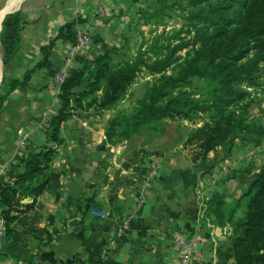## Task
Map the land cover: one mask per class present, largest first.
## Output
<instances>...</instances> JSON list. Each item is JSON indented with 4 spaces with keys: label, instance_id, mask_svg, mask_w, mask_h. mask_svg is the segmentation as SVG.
I'll return each mask as SVG.
<instances>
[{
    "label": "trees",
    "instance_id": "trees-1",
    "mask_svg": "<svg viewBox=\"0 0 264 264\" xmlns=\"http://www.w3.org/2000/svg\"><path fill=\"white\" fill-rule=\"evenodd\" d=\"M198 1L191 0L192 3ZM226 1V5L211 8L203 17L211 20L208 22L213 25H219L215 18H220L221 27L214 32L207 27L198 29L190 49V41L184 40L165 51L159 50L155 44V60L152 62L140 59L115 63L112 55L115 49L109 48L101 35L95 37L94 45L102 44L100 52L95 53L93 59L80 58L79 67L65 79L59 93L60 109L44 127L48 142L57 145L63 142L61 125L74 115L73 104L82 107L83 100L91 96L87 106H93L97 112L116 109L144 67L155 75V81L149 84L144 97L131 112L118 111L108 120L105 132L109 142L129 140L142 129H162L167 120L195 122L199 119L202 124L189 130L185 144H195L204 159L218 146L232 147L239 134L251 133V127L255 128L257 142L264 145V128L246 123L251 101L245 102L249 91L243 85L255 86L261 79L264 0ZM140 12L142 15L146 13ZM200 12L198 9L195 16ZM157 15L159 11L155 10L149 19ZM24 24L20 10L4 18L0 34L4 64L16 55ZM76 37L75 24H64L56 38L41 47L43 58L35 69L45 68L54 75L57 68L50 55L56 40L75 42ZM184 49H187L185 55L178 54ZM253 50L255 54L251 57L249 53ZM32 72L27 71L22 79L4 77L3 83L7 78L9 90H25ZM6 100L7 97L0 100V115L8 107ZM235 106L241 112H237ZM57 155V148L51 145L38 146L27 155H17L8 174L0 176V221L5 224L6 250L15 262L33 264V241L38 242L40 250L41 244L52 242L55 233L59 232L39 225L44 214L43 206L37 201L46 191L53 193L57 201L62 196L61 174L53 166ZM27 197L34 198V201L23 202ZM244 200L246 205L242 216L237 217ZM208 203L215 222L221 226L228 222L233 228L230 241L235 264H264V163L249 180L247 190L239 199L228 203L221 193L215 192ZM148 229L144 218H132L126 233L116 238L114 254L129 240L130 232L136 230L139 237H144ZM106 248V244L96 243L80 264H119Z\"/></svg>",
    "mask_w": 264,
    "mask_h": 264
},
{
    "label": "crops",
    "instance_id": "crops-1",
    "mask_svg": "<svg viewBox=\"0 0 264 264\" xmlns=\"http://www.w3.org/2000/svg\"><path fill=\"white\" fill-rule=\"evenodd\" d=\"M11 1L2 5L1 9ZM95 4V2L92 4L90 0L86 2L24 0L18 9H14L15 11L22 9L25 24L21 32L19 49L9 62L8 68L11 76L19 79L24 78L29 70H34V73L32 72L33 76L31 74L27 88L19 90L17 96L8 101V107L0 115V163L10 159L12 166L16 163L17 155H27L38 146L51 145L58 150L53 166L61 174L63 183L60 200H55L53 193L49 191L37 198L38 203L43 206L44 214L39 225L47 227L50 231L57 229L59 232L55 233L52 242L41 244L40 250L37 248L38 242L33 241L32 248L35 251L33 264H80L81 260L88 257V252L93 245L107 244L112 240L116 220L131 211L134 218H144L149 229L144 237H139L136 230L128 234L129 240L123 243L117 253L113 254L119 264H181L169 234L172 233L173 226L180 228L182 224H184V231L189 234L201 235L206 232V229L197 225L201 217L199 196L201 192L206 191H203L204 183L202 181H172L168 178V181H158L157 189H153L147 195L132 196L131 187L118 181V176L115 181L102 180L101 175L105 172V177L106 171H110L111 166L108 164L113 163L111 160H106L109 155L107 156L105 152V143H108L105 126L99 129L97 126L100 124H91L89 119L81 120V116L73 115L62 123L60 136L63 142L57 145L48 142L42 125V122L43 124L45 122L44 119L37 118L32 113L48 105L54 95V91H48L46 88L42 90L39 86V76L42 75L43 68H36V70L35 66L43 58L41 47L55 39L59 29L67 22H73L76 30L84 25L97 26V20L88 18L92 17L91 13L97 9ZM101 28L102 26L99 25V29ZM66 43L68 42L56 40L52 48L50 59L55 68L63 62V50ZM32 125H36L38 129L22 141L18 129L22 126L32 128ZM119 166L121 172L126 169L122 162H119L116 168ZM182 172L186 177H194L190 175V169ZM214 185L211 187L209 185L207 190L210 188L213 190ZM27 198L31 199L30 202L34 201L32 197ZM90 200H92L91 203L88 202ZM92 205L109 212L110 217L104 221L100 220L91 212ZM172 212L178 216L171 217ZM220 228L222 229L220 226L216 228L214 226L211 229V236H209L210 229L207 231L204 246L195 245L197 258L192 261V264H205L204 256L212 253L211 248L214 247L210 241L211 238H215L220 245L216 247L220 259L218 263L215 261V264H235L229 235L217 237L219 233L216 229ZM0 231L5 232L3 220L0 221ZM209 244H211L210 247ZM205 247L206 249L209 247V251H206ZM0 264H27L15 262L10 257L6 250L4 235L0 248Z\"/></svg>",
    "mask_w": 264,
    "mask_h": 264
},
{
    "label": "rangeland",
    "instance_id": "rangeland-1",
    "mask_svg": "<svg viewBox=\"0 0 264 264\" xmlns=\"http://www.w3.org/2000/svg\"><path fill=\"white\" fill-rule=\"evenodd\" d=\"M8 1L0 0V8ZM80 1L86 2V0ZM98 1L100 4H98ZM90 2L92 4L95 2L97 9L91 13L92 17L89 16L88 18L98 22L97 26H91L87 31L93 34V43L95 37L100 36L102 33L105 44L109 48L115 49L112 52L115 63L136 62L140 61V59L152 62L155 60V44L159 50L165 51L168 47H172L184 40L190 41L188 47L190 49L194 37L198 34V29L207 27L210 32H214L217 27L222 26L220 18H215L219 25H213L212 22H208L211 20H205L203 17L206 16L211 8L223 7L227 3L226 0H200L196 3H192L191 0H90ZM198 9H201V12L195 16ZM140 10L146 13L142 15ZM155 10L159 11V15L149 19V15L153 14ZM216 15L214 16L216 17ZM99 25L102 26L101 29H99ZM103 26L106 27L103 28ZM101 46L102 44L100 43L94 49L92 48L90 54L78 55L76 58L78 61L84 56L93 59L95 53L100 52ZM1 48L2 44L0 42V52ZM187 49L180 51L178 54L185 55ZM254 54L255 50L251 51L249 56L252 57ZM9 62L4 64L3 78L11 76L8 68ZM61 65H59L57 71ZM260 68L261 79L258 80L259 83L249 87H247L246 83H243V85L249 91V96L245 102L251 101L246 114V123L264 128L263 61L260 63ZM54 76L45 68L42 70V75L39 76L41 89L44 90L46 88L48 91H54L53 98L51 97L48 105L32 112L37 118L42 117L44 121H47L44 124L42 122L43 127L50 124V119L61 106L59 93L50 84ZM7 78L4 83L2 80L0 86V100L7 97L6 103L11 98H15L19 92V90H9L10 84ZM154 81L155 75L143 67L134 83L130 86L125 99L119 103L116 109L97 112L93 106H87L91 99L90 96L83 100L82 107H77L76 104H73V113L81 116V120L89 119L91 124H100L97 126L99 129L104 128V126L106 128L108 120L114 117L118 111L131 112L138 104V100L144 97L149 84ZM245 102L243 103L245 104ZM233 108L237 112H241L236 106ZM201 124L202 122L199 119L195 122L178 119L175 121L167 120L163 123L162 129L160 128L156 131L155 129H142L141 133L134 134L129 140H116L114 142L106 140L109 144L105 143V152L107 156L109 155L106 160H111L113 163L108 164L111 166L110 171H106L105 177V172L101 175L102 180L109 181L110 179L115 181L118 176V181H122V184L131 187L132 196L147 195L153 189H157L158 181H168V178L172 181H202L204 183L203 191H206L201 192L200 196L198 195L201 217L197 225H200L201 228L203 227L204 230L206 229V232L201 235L189 234L184 231V224H182L180 228H175L179 226H173L172 233L169 234L181 264H188L191 261L183 249L186 247L193 249L192 260L197 258V251L194 249L195 245L202 244L204 246V243H206L204 237H207L205 234L210 229L209 236H211V229L214 226L215 228L216 226L222 227V229H216L219 233L217 237H226L228 235L230 237L233 231L231 224L227 222L221 226L216 223L215 215L209 211L208 201L215 192L219 191H221L219 193L227 199L228 203H233L239 199L243 192L247 190L249 180L253 179L258 168L264 163V145L257 142L258 137H256L255 128L253 127H251V133L248 131L247 133L242 132L239 134L232 147L218 146L215 151L209 152L206 159H204L199 154L201 150L195 144H185L189 130ZM179 125H181L180 128ZM32 126V128L30 126H22V128H28L32 131L38 129L36 125ZM119 162H122L124 168H126L123 172H121L120 166L116 168ZM105 166L107 168V165ZM189 169L191 170L190 175L194 177L184 176L182 171ZM115 174L117 175L114 176ZM209 185L210 187L214 185L215 188L207 190ZM242 205L243 207L239 210L237 217L242 216L246 200H244ZM129 215L130 212H126L123 217L116 220L117 224L111 237L112 240L119 236L118 232ZM177 216L175 212H172L171 217ZM96 217L104 221L110 217V214L107 212V218L105 219ZM173 224L175 225V222ZM112 240L106 244L111 255L114 254L113 251L116 246V242L112 243ZM210 241L214 244V249L211 248L212 253L206 252L208 255L204 256L205 264H213V261L215 264V261L218 263L220 259L219 251L217 252L216 250V247L220 245L215 238H211ZM219 243L221 244V241ZM229 243L231 244V241ZM210 246L211 244H209ZM209 247L207 249L205 247L206 251H209ZM185 260L188 261L185 262ZM190 264H192V261Z\"/></svg>",
    "mask_w": 264,
    "mask_h": 264
},
{
    "label": "built area",
    "instance_id": "built-area-1",
    "mask_svg": "<svg viewBox=\"0 0 264 264\" xmlns=\"http://www.w3.org/2000/svg\"><path fill=\"white\" fill-rule=\"evenodd\" d=\"M90 25H84L83 28L77 29V37L75 42H68L66 43L64 50H63V62L58 71L54 74V78H52L51 85L55 89L56 92L60 93L61 87L65 81V79L69 76L70 72L73 69H76L79 67L80 62L76 58L78 55H88L92 51V48L94 49V43H93V34L88 32L87 30L90 29ZM50 85V87H51ZM51 120V119H50ZM47 122V121H45ZM32 130H29L28 128H19L18 134L21 137V140H26L31 136ZM12 161L10 159H6L3 162L0 163V176L7 175L10 168H11ZM91 212L100 217V218H107V212L104 209H101L100 207L92 205L90 207ZM133 211L130 212V215L126 218V221L123 225V227L120 228V231L118 232V237L123 235L124 231H127L129 228V222L132 218H134ZM126 233V232H125ZM4 233L0 231V245L2 244V237ZM115 240H112V243H115ZM186 245V244H185ZM184 245V246H185ZM186 256L190 257L192 260V250L189 247H186L183 249ZM188 260H185L187 262ZM190 261V262H191ZM190 262L188 264H190Z\"/></svg>",
    "mask_w": 264,
    "mask_h": 264
},
{
    "label": "bare ground",
    "instance_id": "bare-ground-1",
    "mask_svg": "<svg viewBox=\"0 0 264 264\" xmlns=\"http://www.w3.org/2000/svg\"><path fill=\"white\" fill-rule=\"evenodd\" d=\"M21 1L22 0H12L8 5H5L4 7H2V9L0 8V21L5 11L18 9ZM0 28H1V25H0ZM2 71H3V63L1 61V54H0V80L2 77Z\"/></svg>",
    "mask_w": 264,
    "mask_h": 264
},
{
    "label": "water",
    "instance_id": "water-1",
    "mask_svg": "<svg viewBox=\"0 0 264 264\" xmlns=\"http://www.w3.org/2000/svg\"><path fill=\"white\" fill-rule=\"evenodd\" d=\"M23 1H24V0H22L20 3H22ZM14 11H15V10H14ZM14 11L8 12V13H6V14L3 16L2 20H1L0 34H1V31H2V26H3V20H4V18L6 17V15H8V14H10V13H13ZM0 42H1V41H0ZM0 54H1V61H2V63H3V60H2V52H0ZM3 65H4V63H3ZM3 70H4V69H3ZM2 80H3V71H2V77H1V80H0V86H1ZM75 90H78V89L76 88ZM30 201H31L30 198H26V199H25V202H30Z\"/></svg>",
    "mask_w": 264,
    "mask_h": 264
}]
</instances>
